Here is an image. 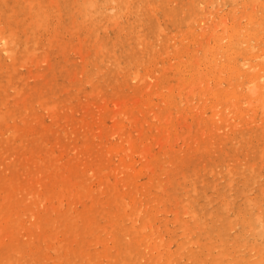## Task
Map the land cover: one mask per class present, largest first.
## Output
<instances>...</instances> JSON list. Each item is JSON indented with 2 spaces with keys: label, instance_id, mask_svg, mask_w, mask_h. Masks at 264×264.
Instances as JSON below:
<instances>
[{
  "label": "bare ground",
  "instance_id": "bare-ground-1",
  "mask_svg": "<svg viewBox=\"0 0 264 264\" xmlns=\"http://www.w3.org/2000/svg\"><path fill=\"white\" fill-rule=\"evenodd\" d=\"M109 1H111V3H113L114 1L113 4H110L107 6L109 8V12H111L113 9L114 11H116L115 9L119 8L120 10L116 12H120L122 13V15H123V12H122L123 9L121 11V8H120L121 5L122 4L125 5L129 3L128 0H109ZM109 1L107 0L106 2L108 3ZM138 1H140V7L142 5V7L140 8L141 11H142V8L145 10L144 7H146L148 10V11L146 10L148 12L146 16L149 19L150 26L156 27L157 22H158L157 13L155 12L157 10L156 7L159 5L165 6L167 0H138ZM191 1L194 2V0H191ZM216 1L217 0H205V3H204L205 5L203 4L204 6H201L202 8H199L197 5L198 8L195 10L192 9L193 6H191L190 4H187V6L184 7L186 9L183 10L177 16H176V13L174 14V12H172L171 10L165 9V14L169 16V18H171L174 24L179 25V22L182 23V20H185V19L188 20V24L187 23L186 24L188 25L189 31L192 32V38L197 45H200L201 49L198 50L197 49L198 46L196 49L195 48L190 49L189 46H184L181 43V46H184V48L181 49L182 50L181 51L180 47H176L177 45L176 44L174 58L172 56L171 57L173 59L176 58L177 61L175 60L176 62H174L172 60L174 63L170 62L167 65L166 64H163L161 66L159 65L160 66L159 68L157 66L158 65L157 63H159V61L156 59L157 57L154 58L156 53L155 55H153L154 52L150 51L152 47L155 46V44L152 45L153 44L152 41H149V40L147 41L146 38H144L146 42L144 43L145 44L144 51L148 53L147 59L146 57H143L144 52L142 53L140 50L142 55L134 56L133 61L136 62L137 65L144 66L145 62L149 60V62H151V65L147 67H150V68L146 69L143 74H140L139 72H137V70L135 72L130 71L132 69H130L128 72L126 71V73L117 72L116 74L122 75L120 78L117 76L116 78L108 79L106 81L108 82L106 83L107 86L111 87L110 89H112L111 91H113V93L119 94L118 91H120V93L122 94L123 91L126 89L130 90V92L132 91V93L130 95L124 96L121 100H119L118 98H117L118 100H114L115 97H113V99L107 98L108 96L105 95L104 92H102L103 90L96 89L97 90L95 94L96 97H98L97 93H101L98 103L90 102L89 104V101L84 99L86 100L87 104L81 103L82 105L79 108V109H82L81 111L83 112V116L80 119L81 121L78 125L79 127H81V131H82V128L84 129V133L82 132V134H79L80 132L77 131L78 127L76 126H75L77 128L76 132L72 130L69 131V129L67 130L66 128L62 127L64 128V131H62L64 133V136L68 138V141L71 139V141L74 142L72 145H70L72 147H68V150L71 151L70 153L72 154L71 156H69V152L65 150L66 144L63 143V138L61 134L59 133L61 131L59 132H56V130L51 131L47 129L46 127H44L45 122H42L43 120L41 121L40 119H38L39 116L34 115V112H33L34 110L31 111L29 109L28 112L26 111L29 106L28 107L26 105L22 106V108L25 109L24 113H21L19 115L17 114V111H15L16 114L13 113L14 118H20V121L22 123L21 126L19 125L16 126L15 124L14 125V127L16 128L15 130L12 129L11 126H8L7 121L9 120L8 119L9 114L8 113H7L8 115L6 114V112L8 111V108L7 110H3V108H6L5 102H6L7 93L3 92L5 94H0V140H1L0 144L5 142L4 145H6L7 143V144H10L11 146L12 143H8V140L11 141L12 137H16V135H18V138L20 139L19 141L20 144L17 143L16 141V143L18 144L17 148L12 149L14 151H12V153L9 155L10 161L8 163L7 161L5 162L7 171L4 167L5 164L3 163V161L0 162V264H70V261L72 262V259L70 260L68 255L73 256L72 258L78 257V260L81 259L83 262H80V264L81 263L82 264H115L118 259H120L119 260L120 262L121 259L124 260L127 256L130 257L133 255H136V253L131 252L129 248L125 245L132 244L134 241L137 242V241L143 240L144 237L140 233H143L147 227H149L151 231L153 230L150 228V225H151L150 220H152L151 217L153 216L155 217L156 213L158 214L163 211H165V214H166V209L164 208L155 210V211L154 210L146 211L145 210L146 206L144 207L145 201L143 200L144 199L150 200L151 197H154L153 200H150L151 203L153 204L160 203L158 205L161 206L164 201L168 200L171 202L175 201V204L178 205V202H177L178 197H176L177 194L172 193L170 190L174 188L175 184H177V186L178 185L180 186L182 183L183 184L187 183L186 182L187 180L190 181L189 183L191 185L190 184L189 185L192 186V188H189V189L190 190L193 189L192 190L193 193H195L196 191V193L199 194V192H197V188L198 186L203 185V180H204L202 179L203 174L204 175L206 173L211 174V175L215 174L214 172L215 167L218 166V164L220 163V162L218 163L217 160L221 162L225 161V157L228 156V153H227L228 148L230 149L233 148L232 151L234 152V154H232V157L234 158V160L233 159L232 160L234 161V163H236L233 169L231 170L229 169V171L227 170L230 178L234 176V174H238L239 172L237 170V166H239L237 164L238 162H235V160L237 161L239 159V158L237 159V157H240L239 153L243 155L244 157L245 156L247 157V162L244 161L245 165L243 164L245 166L244 170L243 168H241L242 164H240L242 161L239 163L241 165L240 166L241 174L239 175V176H242L241 179H235V178L229 179L228 178L229 180L228 185L230 184L231 187L233 186L234 190H235L236 185L241 183V185L245 188V191H246V192L244 191L246 194L244 192L242 193L245 194V198H246L245 203L247 206L249 205V209L247 207L246 209H244V212L241 211L240 212L241 214L238 213L242 217L243 225L246 227L245 233H247L249 230L256 229L255 228V221H256V223L259 224L260 229H261V231L259 230L260 232L258 231L259 233L256 230L258 237H262L261 235L262 233L264 235V198H263L264 195L262 194L264 191L263 185L261 184L260 186H258L259 193L263 195L262 198L258 197L257 199H255L256 197L255 195L250 196L251 194H249L250 191H253V193L255 192V188L253 186L255 184V173H256L255 163H257L255 162V153L258 152L260 154V158L263 156V158H261V161L264 160V138H263L264 137V47L261 48V46L257 47L256 45L250 46L246 44H245L246 46L244 44L242 45L244 48H240L241 46H239L240 43L246 42V39L248 38H252L251 39L252 41L255 39V41L259 43L263 41L264 39L263 38L264 37V17L263 16L260 17V14H259L260 18H257L258 15H256L257 16L256 17L257 19H256L254 14L252 13L248 14L247 25L249 27H246V34L244 33L246 38L243 35L244 39H240L239 35H240V32L242 31L238 30V27H235L233 25L227 27V25L229 24L228 22H227V25L225 26L226 18L223 21H219L218 23L217 22L214 23L213 21L212 26L210 25V23H209L210 26L208 25L209 17L206 16V14L209 15V14H214V12H216L217 8L219 7H217L213 13L211 10L213 8L210 9V7H212V5L215 4ZM233 1L235 2L236 0H233ZM249 1H248V4H249ZM256 1L257 0H255V2ZM63 2L66 4H69L68 2H66V0H63ZM71 2L73 3V6L71 7L70 14H68L69 17H73L75 13L76 14L80 13L84 15V17L85 15H87L88 17L95 15V14H92V15L90 14L92 11V9L90 8L91 7L93 8L94 5L95 7H97L96 4L93 3L94 0H71ZM106 2L104 1L105 4ZM95 3H96V0H95ZM169 4L171 5V3ZM173 4H176V2ZM254 4L255 3H253L252 5L255 6ZM239 5L241 4L239 3ZM52 6H54L53 8L55 11L58 10L57 11L58 13L54 12L56 16H54L53 13L49 11ZM58 6H59V3L57 2V0L55 1V4H53V0H48V4L46 3L43 4V0H0V15L4 17V21H5L4 22L5 24L3 25L0 24V92L5 91L7 88L3 86V82L1 80V78H3V75L5 76L6 74V76L8 77L7 80H4V82L6 81L7 83L8 81V83L13 85L14 83L13 80L16 74L15 71L17 70V69L14 70L15 69L14 66L16 62L18 61V57L20 55L26 57L22 61L25 60L24 62L28 63V65L30 64L32 66V67L30 66L31 68H33L36 64H38L37 62H35L36 64L34 63V66L32 65L33 59L35 57L34 55L37 53H35L34 55L32 54L34 52H37L36 47L38 43L40 44L41 42H43L41 41L43 39L40 38L41 42H39L38 35L40 34V36L42 37V32H41L42 30L40 31L41 33L39 32L37 36H36V31L38 29L39 30L44 29V32H45V29L47 30V27H49V17L51 15H53L54 17H58V16L63 17L62 16L63 12H61L63 8L62 6H59L62 8L60 10L59 8H57ZM244 6L246 10L247 4ZM259 6L260 8H263L264 4L260 3ZM101 7L104 8V6H101ZM138 9H139V6H138ZM96 10L98 11V8H96ZM114 11H112V13H114ZM107 12L108 11H106L105 14H107ZM233 12H236V11H233ZM261 13L262 15H264V12H261ZM138 14H141V13L139 12ZM96 16L98 15H95V17ZM95 17L93 16V18ZM111 17L112 16H110V18ZM141 17H142V14H141ZM101 18H103L102 15H101ZM114 18H112V20H114ZM117 18H119V20L121 19L119 17V13H118ZM126 18L127 17H125V19ZM62 19H65V17ZM74 19L75 17L73 18V20ZM213 19L214 20L216 19V15H215V18L210 19V22H212L211 20ZM115 20L114 22L118 23V21H115ZM55 21H57V24L60 22L58 21V18ZM90 21H91V18L89 19L88 22L90 23ZM79 22L81 23V26L84 25L89 31L90 30L92 31L94 29V28L93 29L89 28L90 27V26L88 27L89 24L88 25L84 24L83 21L82 22L79 21ZM102 22H101V25H102ZM160 22H158V24ZM239 23L241 24L242 22H239ZM196 25L199 27V29H201L199 32L195 31L197 29ZM54 26L55 25H53L52 30L55 31L56 27L54 28ZM58 26L62 27V24L61 25L58 24ZM72 26L74 29V23ZM99 26H100V23H99ZM207 27H210V28L212 27L209 35L204 34V30L205 28L207 29ZM218 27H220L219 29L221 30L225 28V30L222 33L223 35H218L219 34L217 33ZM159 28L158 30L160 32L165 30L164 27H163L164 28L163 30ZM73 29L70 32H72ZM76 29H78V26L76 27ZM76 29H74L75 32L78 31ZM95 29H97V26ZM105 29H106L105 27L104 29L102 28L103 31ZM138 29L140 30V28ZM64 30L65 29H63V31ZM83 30L85 31V29ZM121 30L123 29L121 28ZM141 30L143 31L142 27H141ZM158 30L154 29L153 31L154 33H158ZM244 30L245 29L243 28V31ZM106 31L107 30H105V32ZM136 31L137 30L135 29V32ZM225 31L227 32L226 35H224ZM50 32L52 33V31ZM163 32L165 33V31ZM46 33L47 31L44 34ZM49 33H47L46 35H48ZM119 33L123 34L124 32L123 33L118 32V35ZM242 33H241V36H242ZM54 34L57 37V33L54 32L52 34V38L54 37ZM71 35L73 36L75 34H71ZM84 35H85V32H84ZM107 35L108 34H106L105 36ZM87 36L85 38H82V40L85 41V39H87ZM139 36H140V33H139ZM77 37L78 35H76V40H77ZM136 37L138 36L136 35ZM49 38H47V40H49ZM52 38H51V41H53L55 37L53 38V40ZM68 38H69V35H68ZM141 38H138L139 41L141 40ZM175 38H173V41ZM212 38L215 39L216 42L214 43L213 46H210L209 44ZM95 39H93V41L96 43ZM158 39H160V36L158 37ZM182 39H178V40H182ZM80 40H79V43H80ZM49 41L46 42V39H45L44 42L48 43ZM56 41L58 42V40ZM84 41L82 42L84 43ZM255 41H254V44H255ZM75 42L73 41L71 45ZM183 42L186 43V41H183ZM46 43H44L43 45H45ZM50 43L49 45H51ZM79 43L78 45L82 46L83 43H80V44ZM140 43L144 45L142 42ZM56 44L62 47V49L60 48L61 51L66 53V49L64 45L67 46V42L63 46H61L60 42ZM250 44L252 43L250 42ZM43 45H41L42 48H43ZM100 45L101 44H99V46ZM80 46H77V47L79 48ZM112 46H114V44ZM90 47L93 48V44H91ZM167 47H169V45ZM202 48H203L202 56H199L198 51L200 52ZM34 49L36 51L33 52ZM98 49H100V47L95 49L96 52L94 55L96 57L94 56L92 58H87V59L82 58L85 55L86 56L90 55V52L87 49H86L87 54H85L84 56L80 55L81 54L79 52L80 48L75 49V51L79 52L80 54L76 52H75L76 54L74 52L73 53L79 56L80 59L82 58L81 61L84 60L82 66L80 65L82 68L81 71L82 70L89 71L88 69L90 68L95 69V67L100 66L99 64L101 63V60H99V58H101V56L98 54ZM43 50L44 49H42V51L40 50L39 52L41 53L43 52ZM103 50L106 51V47ZM103 50L101 51L103 52ZM45 52H44V56L46 55ZM47 52H48V49H47ZM81 52H82V48H81ZM136 52L138 53V51H135V53ZM166 52L168 55V50ZM181 52L185 53L186 58H183L184 54H180ZM8 53H11V54H8ZM135 53L133 52L134 55ZM3 54L4 56L6 55L8 58H10L9 64H11V67L8 63L5 62V60H3V58L5 59V57H3ZM50 54L47 56L51 57ZM66 54L63 53V55H66ZM10 55L11 56L14 55V57L11 58ZM30 55L34 57L33 58L30 57ZM37 55H40V54H37ZM55 56L53 57L55 58ZM36 57H39V56H36ZM103 57H105V55H103ZM46 58L43 57V59L41 60L38 59L39 61H41L39 63L41 64L42 62L47 63V66L45 68L41 67V69L38 70L36 74H34V76L31 75L32 74L31 68H29L30 70H27L30 73V75H28L29 76L28 78L30 79L32 78L33 80L35 79L37 80L36 82L41 84L38 86V88H35V90L33 89L35 93L37 94V97H38L37 100H38V103H40V106L44 104L48 105L47 104L48 102L46 103L44 99L43 93L44 94L45 93L55 94V92L59 88L58 85L52 81L54 77L56 76L55 75L56 73L54 70L55 66L51 62V59L50 61H48V58L47 59ZM58 59L59 58H57V60ZM110 59H108V63L113 62ZM64 60L66 62L65 64L67 65L70 64L67 56L65 59H63V61ZM22 61H19L20 65L17 62L19 66H22L21 63L23 64V66L27 65V64H24ZM73 62H76V61H73ZM128 62L130 63L129 60ZM114 65L115 64H112L113 67ZM86 66H89V68H87ZM117 66L120 69H122L121 67H123L120 65H116V67ZM152 66L153 67L155 66V68L153 69ZM65 67L66 68H64V71L69 73L71 69L68 68L67 66ZM128 68H130V66ZM116 70L119 71L118 69ZM27 71L25 70V72ZM108 71H110V69ZM102 72H103V69H102ZM75 73L76 71H74L73 75H75ZM131 73H132V76H130ZM97 74H98V71H97ZM90 75H91V71H90ZM111 75H114V74L111 73ZM77 76L79 77V75ZM92 76L93 74L91 75V77ZM21 77H24V75H22ZM74 78L72 77L71 79V81L74 82L73 88H75V80H78L77 78H75L74 80ZM102 79L104 81V78ZM80 80L82 79L80 78ZM80 80L78 82V85L80 84V82H82ZM116 80H118V83L115 84L114 81ZM88 81L86 84L90 82ZM99 82L101 81L99 80ZM224 83L225 85L223 87ZM7 84L6 86H8ZM25 86H27V84ZM16 87H13V88L17 89ZM14 89H13V92L16 91V90L14 91ZM21 89L22 88H20V91L18 92H21ZM75 89H78L79 92L81 91L80 87L75 88ZM37 90L38 91L40 90V91L37 93ZM70 90H66V91L69 92ZM78 90H76V92ZM15 93L17 94L15 95L19 97L18 95L19 93L17 92ZM32 94L33 93L31 94L29 93V95H26V96L22 95L23 98L21 97L20 100L24 101L28 97H31ZM36 94H35V98H36ZM93 94L91 92V94L89 95L92 96ZM67 97L69 96L67 95ZM73 97L71 99H73ZM15 98L13 97L12 100ZM57 98H56V101H57ZM77 98L78 97H76V99ZM156 98H158L159 100V102L157 103L154 102V99ZM18 99L17 101L19 103L20 100ZM53 99H54V96H53ZM27 102H29V100ZM82 102H83V99H82ZM68 103H70V101ZM6 104H9V103H6ZM16 105H19V104L16 103ZM91 105L95 106L96 108V111L94 110L95 112L91 110V107H92ZM72 106L73 105H71V107ZM48 107H50V109L52 108L51 106H48ZM48 107L46 106L47 110H48ZM54 107L53 108L55 109V111L56 110L58 111V109H56L57 105L56 106L54 105ZM71 107H68V109ZM75 108H77V106L74 107L72 110H74ZM37 109H39V107ZM59 109H61V107ZM10 110H13V109H10ZM49 110L47 111V115H45L49 117V121L50 119L57 118V115L55 114L56 112H54L52 109L50 111ZM72 110L69 109V111H72ZM189 110L191 111V114L190 115L188 114V116H192L193 123H191L192 119L190 123L187 122V119L189 118L187 116V111L190 113ZM258 111L262 113L263 115L262 116L263 124H261L262 122L259 123L257 125L259 126V129L258 128L256 129L254 128L255 126H253L252 128V126L249 125L250 123L248 121L250 119L254 120L255 113ZM64 112L67 113L66 109ZM173 112H176L177 116H172ZM209 112L210 114L207 115V113ZM256 115L258 114L256 113ZM34 118L37 120V123L34 122L37 125H33L34 123L31 125L32 122L30 119H34ZM68 118L69 117L67 116L64 117L65 123H67ZM88 118L90 119L87 120ZM64 119H63V122H64ZM52 122L55 123L56 125L55 127L59 126V123L57 125V119L53 120ZM109 122L110 124H108ZM13 123L15 122L13 121ZM253 123L251 125H253ZM42 124H44V126ZM70 124H72V122ZM38 125H40V127ZM240 125H241V128H240ZM52 126L50 128H52ZM247 126H250V127H247ZM37 127H39V129ZM55 127L53 128L55 129ZM193 127H195V129H193ZM70 128L73 130L76 129L72 127ZM4 129L6 132L4 131ZM60 129H57V131ZM178 129L183 130V133L179 134ZM184 129H186V131H184ZM205 129L209 130L207 136H204L206 134ZM255 129L259 131L257 132ZM2 130L5 133H7L8 136L5 135V137L1 138V135H4V133L1 134ZM220 130H222L223 133L219 134L218 132H220ZM72 132L74 133V135ZM70 135H72L73 138L75 137L74 140H72L73 138ZM3 139H5L4 142H2ZM253 140L257 142L256 143L257 146L252 143ZM180 141L182 142L181 143L182 145L187 144V148L185 147L186 148L185 151H182L181 144L179 146ZM232 141L234 143H232ZM4 145L2 146L0 145L1 147L0 152L1 150H4V148L6 147ZM235 146H238V147L236 148ZM255 146H256V149H255ZM15 147L16 145L14 147L12 146V148H15ZM10 150L11 149L9 148V151ZM20 153L21 154L26 153V154L24 155L22 154L20 156ZM2 154H6V153H2ZM229 154L231 153L229 152ZM4 159L5 158H3V160ZM241 160H244V159H241ZM194 161H198L200 163L201 161H206V163L201 164L200 167H197V165H194L193 167H191ZM138 164L140 165V169L142 170L143 175L147 177V180L143 183H137L136 181V179H139L140 177L138 172H141V170L136 171V166ZM261 167H264V166L261 165ZM230 168H232V166ZM200 171H203L202 175L200 174ZM245 171H247V173ZM225 173L227 174V172ZM163 175H165V179H161V176ZM256 175H257V178L259 179L258 177L259 174H256ZM225 176L226 175H224L223 173L222 176L220 177L218 176V177L224 178L223 180H225ZM216 182L214 183L217 184ZM260 183H263V182H261L260 180ZM213 187L216 188L217 186H213ZM229 187H226V190ZM186 190L187 189H185V192ZM137 194L141 195V198L140 200L136 202L135 198L138 197ZM186 194L188 193L186 192ZM178 195H179V191H178ZM232 196L233 194L230 197ZM210 197L211 196H209V198ZM128 198H129V201L126 200ZM192 200L194 201V199ZM223 200L224 202L221 203V205H223L225 210H227V208L229 207V203H226L227 201H225V198ZM95 202H98L100 204V208L94 207ZM235 203H237V201ZM211 205L213 204H210V206ZM225 205H227L226 206L227 208L225 207ZM170 206H171V203H170ZM156 208H157V205H156ZM195 210L193 211L195 212ZM171 211L172 210H170V212ZM186 211H187V207L185 209V212H183L182 215L180 216L178 210H173V212H171L173 213L172 222L179 225V227L182 230L181 235L182 237L184 236L186 238V242H190V244L198 245V240H197L198 238L196 240H193L192 236L195 233V231L197 232L198 230L199 233H201L199 234L200 236H202V233L205 232L207 234L205 238L206 239L209 238L210 235L207 232L208 231L207 230L208 221L206 223V221L201 216H199V214H197L196 212L195 213L193 212L192 214L189 215V211L187 212ZM225 212L228 213V211H225ZM210 214L208 217H210ZM186 215L189 216V219H184ZM232 218H235V215H233ZM238 219H241V218L238 217ZM100 220L104 221L105 223L101 224ZM140 220H142L141 223H140ZM190 220H193V222H190ZM231 221L233 220H230V222L222 220L224 225H223V229L222 227L220 228L221 232L218 235L219 237L217 240L212 241L211 239H213L214 237L213 238L210 237L211 239H209L206 243L201 244L202 245L201 251L203 252L202 253L203 258L197 261L198 264H201V263L226 264L229 261H232L235 264H264V260H263L264 253L261 251V248L255 246V243H252L251 245L248 244L247 242L238 244L237 241H235L236 239H234L233 242H230L229 233L232 230H234V226H235V223H232ZM126 222L130 226H127ZM100 229L101 231L102 230L105 231L106 234L109 236V238H107V236H105L104 238L101 237L100 235L102 234L97 235V232ZM126 236L129 239L127 241L123 239ZM255 237L256 236L254 235V237H250V238H255ZM87 238L89 240H87ZM190 239L193 241H191ZM161 240H158L159 243H161ZM109 241H111L112 243V247H113L112 251L114 253L107 251L109 247L108 246ZM149 241L151 242V238ZM156 241H155V244H156ZM170 243H168L165 246L166 252H163V253L159 252L157 255L151 256L150 260H153L155 258L156 260L160 261V259L165 257L164 258L165 262L162 264H170L176 259L179 261L181 259H184V256L190 260L191 256L189 253L184 254L183 252H180L179 255L176 257L171 252H169L168 249L170 247L169 245ZM137 244L138 243H136V245ZM90 245H94L95 248L99 246L100 249L93 253L88 252L87 247ZM184 248L185 249L187 248L186 245ZM123 249H128L127 253H125V257H122L121 255L123 253ZM154 249H155V246L153 245L151 247V250L153 251ZM198 249H200V247H198ZM49 252L50 253L52 252L53 254L52 253L51 254L54 256L52 257V255L49 254ZM97 257H100V258L102 257V258L99 259ZM49 259L52 260L51 263L48 262ZM104 260L106 261L105 263H103Z\"/></svg>",
  "mask_w": 264,
  "mask_h": 264
},
{
  "label": "rangeland",
  "instance_id": "rangeland-1",
  "mask_svg": "<svg viewBox=\"0 0 264 264\" xmlns=\"http://www.w3.org/2000/svg\"><path fill=\"white\" fill-rule=\"evenodd\" d=\"M56 1V0H55ZM55 1L53 0V4H55ZM61 1V2H60ZM104 1L106 2L107 0H96V3H95V0H94V4H96V6L97 7H95V5H94V7H95V9H94V7L92 8H90V9H92V11H91V15L92 14H95V15H98V16H96L95 17V15H92V16H87V15H85V17H84V15H82V14H80V13H75L74 14V16L73 17H69V15L68 14H70V12H71V7L73 6V1L71 2V0H66V2H68L69 4H66V3H64L63 2V0H57V2L59 3V6H62V8L61 7H57V8H59L60 10H61V12H63L62 13V16L63 17H54V16H56V12L58 11V10H54V6H52L51 8H50V12H52L53 13V15H51L50 17H49V27H47V30L45 29V32L47 31V33H49L50 31H52V33L50 32L48 35H46V34H44L45 32H44V29H38L37 31H38V33H37V31H36V36L39 34V32L41 31L42 32V37L40 36V34L38 35V37H39V42H41V41H43V42H41L40 44L38 43V45H40V46H38L37 45V47H36V50H37V52H34V51H36L35 49L33 50V54L32 55H34L35 53H37V54H40V55H37V54H35L34 56H31L30 55V57H34V59H33V66H34V63L35 62H37L38 64H36L33 68H31L32 66L29 64L28 65V63H25L24 61H22L23 59H25L26 57H24V56H19L18 57V63H19V65H20V62L19 61H22L24 64H27V65H24L23 66V64L21 63V65L22 66H19L18 65V63L16 62V64H15V69L14 70H16L15 72H16V74H15V77H14V83H13V85L12 84H10V83H8V81H7V83H6V81L4 82V80H7V76H6V74H5V76L3 75V78H1V80H2V82H3V86L6 88V90L5 91H2V92H0V94H5V93H3V92H6L7 94H6V102H5V107L6 108H3V110H7V108H8V111L6 112V114L8 113L9 114V117H8V126H11V128L12 129H16L15 127H14V125L16 124V126H21L22 125V123H21V121H20V118H14V114H16V112L15 111H17V114L19 115V114H21V113H24V111H25V109H23L22 108V106H24V105H26L28 108H27V112H28V110L30 109L31 111H33L34 112V115H37V116H39L38 117V119H40L42 122H45V126H44V124H42L44 127H46L47 129H49V130H51V131H55L56 130V132H59V131H64V128H66L67 130L69 129V131L70 130H72V131H75L76 132V130H77V128L76 127H78V130L77 131H79L80 133L79 134H82V132L84 133V129L82 128V131H81V127H79V123H80V119L82 118V116H83V112L81 111L82 109H79L80 107H81V103H83V104H87V102H86V100L87 101H89V104H90V102H96V103H98V101H99V99H100V94L101 93H97V95H98V97H96V92H97V90L96 89H101V90H103L102 92H104L105 93V95H107L108 97L107 98H112L113 99V97H115L114 98V100H121L124 96H126V95H130L131 93H132V91L130 92V90H124L123 91V93L121 94L120 93V91H118L119 92V94H117V93H113V91H111L112 89H110L111 87L110 86H107V84L106 83H108V82H106L108 79H112V78H116L117 76L120 78L122 75H118V74H116L117 72H120V73H126V71L128 72L130 69H132V70H130V71H133V72H135L136 70H137V72H139L140 74H143L144 72H145V70L146 69H148V68H150V67H147V66H149V65H151V62H149V60L148 61H146L145 62V64H144V66L143 65H137V63L136 62H134L133 61V57L134 56H141L142 55V53L144 52V56L143 57H146V59H147V52L146 51H144L145 50V44L144 43H146L145 42V39L144 38H146V40L148 41H152V45H154L155 44V46H153L152 47V49L150 50V51H152V52H154L153 53V55H155V53H156V55H155V57L154 58H156L158 61H159V63H157L158 65V67L160 68V66L161 65H163V64H169L170 62H172V63H174V62H176L177 61V59L175 58V59H173L174 58V54H175V50H176V48H175V45H176V47H180V50L181 49H183L184 48V46H189V48L190 49H196L197 48V46H198V50L199 49H201L200 48V45H197L196 43H195V41L193 40V38H192V32H190L189 31V29H188V20L187 19H185V20H182V23H180L179 22V25H177V24H174V22L171 20V18H169V16H167L166 14H165V9H169V10H171L172 12H174V14L176 13V16L178 15V14H180L183 10H185L186 8H184L185 6H187V4H190L191 6H193V8L192 9H197L198 7L199 8H202L201 6H204L205 4V0H194V2L193 1H191V0H167L166 1V4H165V6L164 5H159V6H157L156 8H157V10L155 11L156 13H157V17H158V22H160V21H162V22H160L159 24H158V22H157V26L155 27V26H150V24H149V19L147 18V8L146 7H144L145 8V10L142 8V11H141V7H142V5H141V7H140V1H138V0H128L129 1V3L128 4H125V5H121V11H122V9H123V15H122V13H120V12H116V11H119L120 9L119 8H117V9H115L116 11H114V9L112 10V11H114V13H112V11L111 12H109V8L107 7L108 5H110V4H113L114 3V1H113V3H111V1H109L108 3L106 2V4L104 3ZM134 1V2H133ZM198 1V2H197ZM248 1L249 0H239V2H238V0H236L235 2L233 1V0H217L216 2H215V4H213L212 5V7H210V9L211 8H213V9H211L212 10V13L215 11V9L217 8V7H219V8H217V10H216V12H214V14H209V15H207L206 14V16H208L209 17V22H208V25H209V23H210V25L212 26V23H213V21H214V23L215 22H219V21H223L225 18V22H226V24H225V26L227 25V22L229 23L228 25H227V27L228 26H231V25H233V26H235V27H238V30H240V31H242V32H240V35H239V38L240 39H244V36H245V34H246V27H249L248 25H247V22H248V14H250V13H252V14H254L255 15V18L257 17L256 15H258V17L257 18H260L261 16H263L264 17V15H262V13L261 12H264V7L263 8H260V3H262V4H264V0H257L256 2H255V0H250L249 1V4H248ZM71 2V3H70ZM131 2H133V3H131ZM137 2H138V4H137ZM176 2V4H178V5H176V4H173V3H175ZM183 2V3H182ZM187 2H189V3H187ZM191 2H193V3H191ZM197 2V3H196ZM200 2V3H199ZM238 2V3H237ZM258 2V3H257ZM48 4V0H43V4ZM50 3V2H49ZM102 3V4H101ZM169 3H171V5L169 4ZM182 3V4H181ZM239 3L241 4V5H239ZM247 4V6H246V10H245V6L244 5H246ZM253 3H255L254 5L255 6H253L252 4ZM61 4V5H60ZM66 4V5H65ZM72 4V5H71ZM99 4H100V6H99ZM105 4V5H104ZM137 4V5H136ZM169 4V5H168ZM200 4V5H199ZM204 4V5H203ZM51 5H52V3H51ZM50 5V6H51ZM66 7H65V6ZM132 5V6H131ZM180 5V6H179ZM197 5H198V7H197ZM249 5V6H248ZM69 6H70V8H69ZM101 6H104V8H102ZM127 6V7H126ZM129 6H131V7H129ZM138 6H139V9H138ZM56 7V6H55ZM135 7H137V8H135ZM243 7V8H242ZM249 7V8H248ZM259 7V8H258ZM53 8V9H52ZM56 8V9H57ZM96 8H98V11L96 10ZM102 8V9H101ZM107 10H106V9ZM183 8V9H182ZM254 8V9H253ZM101 9V10H100ZM126 9V10H125ZM130 9V10H129ZM229 9V10H228ZM242 9H243V11H242ZM260 9V10H259ZM133 10V11H132ZM140 10V11H139ZM147 10V11H146ZM236 11V12H233V11ZM102 11V12H101ZM106 11H108L107 12V14H105L106 13ZM129 11V12H128ZM142 14V17H141V14H138L139 12ZM180 11V12H179ZM238 11H239V13H238ZM242 11V12H241ZM55 12V13H54ZM96 12H97V14H96ZM126 12V13H125ZM133 14H132V13ZM146 12V13H145ZM227 14H226V13ZM259 12V13H258ZM51 13V14H52ZM58 13V12H57ZM101 13V14H100ZM111 13H112V15H111ZM118 13H119V17L121 18L120 20H119V18H117V16H118ZM130 13V14H129ZM156 13H154V14H156ZM205 13H207V12H205ZM232 13V14H231ZM235 13V14H234ZM238 13V14H237ZM80 14V15H79ZM99 14H100V16H99ZM103 14H104V16H103ZM114 14V15H113ZM127 14V15H126ZM138 14V15H137ZM245 14H246V16H245ZM259 14H260V17H259ZM58 15V14H57ZM79 15V16H78ZM83 16V18H82V16ZM101 15H102V17L103 18H101ZM131 15H132V17H131ZM159 15H161V16H159ZM212 15H213V17H212ZM215 15H216V21L213 19V20H211L212 22H210V19L211 18H215ZM219 17H218V16ZM229 15V16H228ZM1 17H0V24H5L4 22V17H2V15H0ZM66 16H68V17H66ZM93 16L95 17V18H93ZM110 16H112L111 18H110ZM114 16H115V18H114ZM134 16V17H133ZM205 16V17H206ZM226 16V17H225ZM239 16V17H238ZM53 17V18H52ZM65 17V19H62V18H64ZM75 17V19L73 20V18ZM87 17V18H86ZM125 17H127L126 19H125ZM146 19H145V18ZM165 17V18H164ZM211 17V18H210ZM236 17V18H238V19H234V18ZM241 17V18H240ZM243 17V18H242ZM245 17V18H244ZM55 18V19H54ZM57 18H58V21H60L58 24L59 25H61L62 24V27L61 26H58V24H57V21H55V20H57ZM61 18V19H60ZM77 18V19H76ZM80 18H81V20H80ZM91 18V21H90V23L88 22L89 21V19ZM104 18H105V20H104ZM111 20H110V19ZM112 18H114V20L115 21H118V23H115L114 22V20H112ZM138 18H140V19H138ZM160 18V19H159ZM167 18V19H166ZM256 18V19H257ZM88 21H87V20ZM96 19V20H95ZM102 19V20H101ZM145 19V20H144ZM218 19H220V20H218ZM222 19V20H221ZM234 19V20H233ZM244 19H245V21H244ZM93 20V21H92ZM133 20V21H132ZM141 20V21H140ZM164 20V21H163ZM167 20V21H166ZM228 20V21H227ZM54 21V22H53ZM63 21V22H62ZM67 23H65V22ZM79 21H83L84 22V24H89L88 25V27L89 28H94L92 31L90 30H87V28L84 26V25H82L81 26V23L79 22ZM102 21H104V22H102ZM131 21H132V23H131ZM74 23V29H76V27L78 26V29H76V30H78V31H76L75 32V30L73 29V23ZM100 23V26H99V23ZM101 22H102V25H101ZM168 22V23H167ZM224 22V23H225ZM239 22H242L241 24L239 23ZM78 23V24H77ZM95 25H94V24ZM108 23V24H107ZM143 23V24H142ZM187 23V24H186ZM56 24H57V26H56ZM65 24V25H64ZM72 24V25H71ZM76 24V25H75ZM113 24H115V25H113ZM142 24V25H141ZM165 24H166V26H165ZM243 24V25H242ZM53 25H55L54 26V28H55V31L54 30H52V27H53ZM94 25V26H93ZM104 25H106V26H104ZM118 25V26H117ZM132 25V26H131ZM153 25H155V24H153ZM169 25V26H168ZM181 25H182V27H181ZM185 25H187V26H185ZM209 25V26H210ZM224 25V24H223ZM238 25V26H237ZM245 25V26H244ZM96 26H97V29H95L96 28ZM142 27V29H143V31L141 30V27ZM159 26H160V28H161V30H163L164 28H165V30H163V31H165V33L163 32V31H159L158 30V28H159ZM242 26H244V27H242ZM65 27H67V28H65ZM104 27L106 28L105 30H107L106 32H105V30L103 31L102 30V28L104 29ZM110 27H112V28H110ZM116 27V28H115ZM154 27V28H153ZM164 27V28H163ZM169 27V28H168ZM251 27V26H250ZM81 28H82V30H81ZM121 28L123 29V30H121ZM138 28H140V30L138 29ZM159 28V29H160ZM172 30H171V29ZM196 32H199L201 29H199V27L196 25ZM220 27H218V29H217V33H219L218 35H223L222 33H223V31L225 30V28L224 29H219ZM243 28L245 29L244 31H243ZM48 29H50V30H48ZM63 29H65L64 31H63ZM69 29V30H68ZM73 29V33L72 32H70L71 30ZM83 29H85V31L83 30ZM112 29H114V30H112ZM132 29V30H131ZM135 29L137 30L136 32H135ZM158 30V33H154V31L153 30ZM169 29H170V31H169ZM210 29V30H209ZM211 29H212V27L210 28V27H207V29L205 28V30H204V34H206V35H209L210 34V32H211ZM60 32H59V31ZM83 32H81V31ZM100 30V31H99ZM119 30V31H118ZM131 30V31H130ZM56 31H58V32H56ZM67 33H66V32ZM130 31V32H129ZM185 31V32H184ZM40 32V33H41ZM57 33V37H56V35L54 34V40H53V38H52V34L53 33ZM84 32H85V35H84ZM114 32H115V34H114ZM118 32H124L123 34H121V33H119V35H118ZM133 32H134V34H133ZM173 32H174V34H173ZM184 32V33H183ZM209 32V33H208ZM221 32V33H220ZM99 33V34H98ZM132 35H131V34ZM139 33H140V36H139ZM143 34V36H142V34ZM163 33V34H162ZM181 33V34H180ZM241 33H242V36H241ZM245 33V34H244ZM65 34V35H64ZM71 34H75V35H71ZM98 34V35H97ZM104 34V35H103ZM106 34H108L107 36H105ZM121 34V35H120ZM159 34V35H158ZM178 34H180V35H178ZM188 34V35H187ZM227 34V32L225 31L224 32V35H226ZM67 35V36H66ZM68 35H69V38H68ZM76 35H78V37H77V40L79 39H81L82 40V38H85L87 35V39H85V41L84 40H82V41H84V43L80 40V43H83L82 44V46H80V45H78V43H79V40L77 41L76 40ZM128 35V36H127ZM136 35L138 36V37H136ZM150 35V36H149ZM161 35H162V37H161ZM175 35V36H174ZM205 35V36H206ZM244 35V36H243ZM94 36V37H93ZM97 36V37H96ZM105 36V37H104ZM113 36V37H112ZM120 36V37H119ZM126 36V37H125ZM149 36V37H148ZM160 36V39H158V37ZM168 36V37H167ZM178 36V37H177ZM184 36V37H183ZM49 38V40L51 41V38H52V40L53 41H51V43H50V41L49 40H47V38ZM75 37V38H74ZM110 37H112V38H110ZM141 37H143V38H141ZM176 37V38H175ZM243 37V38H242ZM43 39V40H41V39ZM57 38V39H56ZM60 40H59V39ZM90 38V39H89ZM95 38H97V39H95ZM138 38H141V40L139 41V39ZM173 38H175L174 39V41H173ZM184 40H183V39ZM191 38V39H190ZM245 38H246V36H245ZM264 38V37H263ZM45 39H46V42L47 41H49L48 43H46V42H44L45 41ZM58 40V42H60L61 43V46H63L66 42H67V46L66 45H64L65 46V49H66V53L65 52H63V51H61V49H62V47H60V46H58L56 43H58L56 40ZM70 39H72V40H70ZM93 39H95V41H96V43L93 41ZM106 39H107V41H106ZM109 39V40H108ZM118 39V40H117ZM158 39V40H157ZM178 39H182L183 41H186V43H184L182 40H178ZM200 39H201V37H200ZM250 39V40H249ZM252 38H248V39H246V42H243V43H240L239 44V46H241L240 48H244L242 45L244 44H246V45H256L257 47H260L261 46V48H263L264 47V39H263V41L262 42H257V41H255V39L252 41L251 40ZM41 40V41H40ZM61 40H62V42H61ZM75 40H76V42H75ZM88 40H89V42H88ZM121 40V41H120ZM160 40V41H159ZM168 40H169V42H168ZM191 40V41H190ZM71 41V42H70ZM75 42V43H73L72 45H71V43L72 42ZM113 41H114V43H113ZM116 41H118V42H116ZM136 41H138V42H136ZM162 41V42H161ZM254 41H255V44H254ZM65 42V43H64ZM101 42V43H100ZM140 42H142L144 45H142ZM159 42V43H158ZM216 42V40L215 39H211L210 40V46H213L214 45V43ZM250 42L252 43V44H250ZM44 43H46L45 45H43ZM49 43L51 44V45H49ZM53 43V44H52ZM54 43H55V45H54ZM79 43V44H80ZM90 43V44H89ZM95 43V44H94ZM163 43V44H162ZM167 43H169V44H167ZM181 43L184 45V46H181ZM193 43V44H192ZM195 43V44H194ZM248 43V44H247ZM47 44H48V46H49V48H50V46H51V48L49 49L48 48V46H47ZM75 44H77V45H75ZM88 44V45H87ZM91 44H93V48H91L90 46H91ZM99 44H101L100 46H99ZM106 44H108V45H106ZM114 44V46H112ZM120 44V45H119ZM191 44V45H190ZM41 45H43V48L41 47ZM104 45H105V47H106V51L105 50H103L105 47H104ZM122 45H123V47H122ZM138 45H139V47H138ZM162 45H163V47H162ZM169 45V47H167ZM180 45V46H179ZM194 45V46H193ZM245 45V46H246ZM45 46H47V47H45ZM55 46V47H54ZM73 48H71V47ZM77 46H80L79 48H80V53L79 52H76L75 51V49L77 48V49H79ZM131 46V47H130ZM142 46V47H141ZM256 46H255V48H256ZM53 47V48H52ZM76 47V48H75ZM98 47H100V49L101 50H103V52L100 50V49H98V54L101 56V58H99V60H101V63L99 64L100 66L99 67H95V69H96V71H95V69H92V68H90V69H88L89 71H81V66H82V64H83V61H81V59L83 58H92V57H94L95 55V52H96V50L95 49H97ZM102 47V48H101ZM137 47V48H136ZM140 47H141V49H140ZM158 47V48H157ZM175 49H174V48ZM45 48H46V50H45ZM61 48V49H60ZM81 48H82V52H81ZM119 48V49H118ZM155 48V49H154ZM42 49H44L43 50V52H39L40 50L42 51ZM47 49H48V52H47ZM57 49V50H56ZM59 49V50H58ZM90 52V55H88V56H86L85 54H87L86 53V51L87 50ZM153 49H154V51H153ZM171 49V50H170ZM174 49V50H173ZM177 49H179V48H177ZM55 50V51H54ZM69 50H71V51H69ZM117 50V51H116ZM140 50H141V52H140ZM161 52H160V51ZM168 50V55H167V51ZM256 50V49H255ZM50 51V52H49ZM78 51V50H77ZM135 51H138V53L136 52L135 53ZM182 51V50H181ZM202 51H203V48H202V50H200V52L198 51V55L199 56H202ZM44 52L46 53V55L44 56ZM61 52H63L64 54H66V55H63V53H61ZM70 54H69V53ZM76 52V53H79L80 55H82V56H84V57H82L81 59H80V57L79 56H77V55H75L74 53ZM115 54H114V53ZM122 52H123V54H122ZM133 52L135 53V55L133 54ZM166 52V53H165ZM42 53H43V55H42ZM50 54V56L51 57H49V56H47V55H49ZM60 53V54H59ZM117 53V54H116ZM119 53H120V55H119ZM158 53H159V55H158ZM8 54H11V53H8ZM57 54V55H56ZM62 54V55H61ZM162 54H163V56H164V58H163V56H162ZM173 54V55H172ZM180 54H184V56H183V58H186V55H185V53H183V52H181ZM57 56V58H59L58 60H57V58H56V56ZM103 55H105V57H103ZM114 55H116V56H114ZM158 55V56H157ZM166 55V56H165ZM36 56H39V57H36ZM45 57L46 58V56H47V58H48V61H50V59H51V62L53 63V65L55 66L54 67V70H55V77H54V79L52 80L53 82H55L57 85H58V90L55 92V94H44L43 93V96H44V99H45V101H46V103L48 104V105H46V104H44V105H41L40 106V103H38V97H37V94L35 93V88H38V86L39 85H41L40 83H38V82H36L37 80H33L32 78L30 79V78H28L29 76L28 75H30V73H29V71H27V70H30L29 68H31V75L32 76H34V74H36V72L38 71V70H40L41 69V67L42 68H45L46 66H47V63H44V62H42V64L41 63H39V62H41V61H39V60H41V59H43V57ZM53 56H55V58L53 57ZM66 56H67V58H68V61H69V65H67V64H65L66 62H65V60L63 61V59H65L66 58ZM68 56H70V57H68ZM73 56H75V57H73ZM173 58H172V57ZM3 57H5V59L3 58V60H5V62L6 63H8L9 64V62H10V58H8L6 55L4 56V54H3ZM10 57L12 58V57H14V55L13 56H11L10 55ZM96 57V56H95ZM115 57V58H114ZM117 57V58H116ZM170 59H169V58ZM46 58V59H47ZM105 58V59H104ZM111 58V59H110ZM153 58V59H154ZM162 58V59H161ZM7 59H8V61H7ZM35 59H36V61H35ZM39 59V60H38ZM56 59V60H55ZM108 59H110V60H112L113 62H109L108 63ZM153 59H151V60H153ZM164 59H166V60H164ZM32 60V59H31ZM38 60V61H37ZM62 60V61H61ZM78 60V61H77ZM109 60V61H110ZM115 60H117V61H115ZM121 60V61H120ZM128 60L130 61V63L128 62ZM174 62H173V61ZM176 60V61H175ZM222 60H223V58H222ZM12 61H13V59H12ZM11 61V62H12ZM71 61V62H70ZM73 61H76V62H73ZM46 62V61H45ZM104 62V63H103ZM115 62V63H114ZM117 62V63H116ZM149 62V63H148ZM163 62V63H162ZM121 63V64H120ZM127 63V64H126ZM148 63V64H147ZM103 64V65H102ZM108 64H110V65H107ZM112 64H115L114 65V67L112 66ZM131 64V65H130ZM10 65V67H11V64H9ZM61 65H62V67H61ZM81 65V66H80ZM116 65H120V66H123V67H121L122 69H120V68H118V66L116 67ZM134 65V66H133ZM160 65V66H159ZM21 68H19V67ZM27 66V67H26ZM31 66V67H30ZM65 66H67L68 68H70L71 69V71H69V73H67V72H65L64 71V68H66ZM106 66V67H105ZM119 66V67H120ZM125 66H127V67H125ZM130 66V68H128ZM25 67V68H24ZM40 67V68H39ZM60 67H61V69H60ZM87 68H89V66H86ZM107 67H108V69H107ZM112 67V68H111ZM139 67V68H138ZM153 67V66H152ZM151 67V68H152ZM37 68V69H36ZM127 70H126V69ZM138 68V69H137ZM155 68V66L153 67V69ZM19 69V70H18ZM24 69V70H23ZM98 69H100V70H98ZM102 69H103V72H102ZM110 69V71H108ZM116 69H118L119 71H117ZM144 69V70H143ZM22 70V71H21ZM25 70L27 71V72H25ZM79 70V71H78ZM105 70H106V72H105ZM116 70V71H115ZM159 70V69H158ZM23 71H24V73L27 75H25L24 73H23ZM57 71V72H56ZM61 71V72H60ZM74 71H76V73H75V75H73L74 74ZM90 71H91V75L93 74V76L91 77V75H90ZM97 71H98V74H97ZM99 71H100V73H99ZM143 71V72H142ZM20 72H21V74H20ZM84 73V74H82V73ZM85 72H87V73H85ZM96 72V73H95ZM103 74H102V73ZM108 72V73H107ZM80 73H81V75H80ZM107 73V74H106ZM111 73L112 74H114V75H111ZM157 73H158V71H157ZM1 74H3V73H1ZM60 74V75H59ZM87 74V75H86ZM95 74H97V75H95ZM22 75H24V77H21ZM77 75H79V77L77 76ZM95 75V76H94ZM66 76V77H65ZM88 76V77H87ZM90 76V77H89ZM112 76V77H111ZM130 76H132V73L130 74ZM129 76V77H130ZM21 77V78H20ZM72 77L74 78H77L78 80H75V78H74V80H75V88H81V91L79 92V90L78 89H75V88H73L74 87V82L73 81H71V79H72ZM86 77H87V79L90 81V82H92V83H90L87 79H86ZM24 78V79H23ZM58 78V79H57ZM80 78L82 79V80H80ZM96 78V79H95ZM102 78H104V81H103V79ZM30 79V80H29ZM60 79V80H59ZM69 79H70V81H69ZM17 80V81H16ZM19 80V81H18ZM21 80V81H20ZM25 80H26V82H25ZM28 80H29V82H28ZM56 80H58V81H56ZM68 80V81H67ZM79 80L80 81H82V82H80V84L78 85V82H79ZM89 82L88 84H86L87 83V81ZM99 80L101 81V82H99ZM120 80V79H119ZM20 82V83H19ZM73 82V83H72ZM115 82V84L116 83H118V80H116V81H114ZM25 83V84H24ZM6 84L9 86H6ZM17 84H19V85H17ZM27 84V86H25ZM91 86H90V85ZM106 84V85H105ZM61 85H62V87H61ZM105 85V86H104ZM224 85H225V83L223 84V87H224ZM17 86V87H16ZM87 86H89V87H87ZM13 87H16L17 89H14ZM28 87H29V89H28ZM86 88V89H84V88ZM14 89V91L15 92H17V93H19L18 95H19V97H17L16 95V93L15 92H13V89ZM20 88H22L21 89V92H18V91H20ZM64 88H66V89H64ZM69 88V89H68ZM12 89V90H11ZM34 89V90H33ZM71 89V90H70ZM108 89V90H107ZM30 90H31V92H30ZM33 90V91H32ZM66 90H70L69 92L68 91H66ZM76 90H78L77 92H76ZM40 91V90H39ZM38 90H37V93L39 92ZM87 91V92H86ZM94 91V92H93ZM128 93H127V92ZM60 92H62V93H60ZM91 92H92V96H90L89 94H91ZM28 93V94H27ZM29 93L31 94V93H33L32 94V96L31 97H28L26 100H24V101H22V100H20L21 99V97L23 98V96L25 95H29ZM36 94V98H35V94ZM79 93V94H78ZM16 94V95H15ZM66 94V95H65ZM77 94V95H76ZM109 94V95H108ZM21 95V96H20ZM23 95V96H22ZM51 95H53L54 96V99H55V101H54V99H53V96H51ZM56 95H57V97H56ZM67 95L69 96V97H67ZM73 95H74V97H73ZM80 95H81V97H80ZM89 97H88V96ZM118 95V96H117ZM15 98V96H16V98L15 99H13L12 100V98L13 97ZM34 96V97H33ZM85 96H86V98H85ZM117 96V97H116ZM12 97V98H11ZM51 97H52V99H51ZM73 97V99H71ZM76 97H78L77 99H76ZM92 97V98H91ZM19 98V99H18ZM56 98H57V101H56ZM118 98V99H117ZM10 99V100H9ZM17 99L18 100H20L19 101V103H18V101H17ZM81 99V100H80ZM82 99H83V102H82ZM84 99H86V100H84ZM29 100V102H27ZM48 100V101H47ZM51 100H53V101H51ZM70 101V103H68L69 101ZM95 100H97V101H95ZM156 100V101H155ZM15 101H17V102H15ZM67 101V102H66ZM195 101V100H194ZM12 102H14V103H12ZM63 104H62V103ZM80 102V103H79ZM154 102H159V100H158V98H156V99H154ZM6 103H9V104H6ZM16 103L17 104H19V105H16ZM30 105H29V104ZM36 104V106H35V104ZM39 105H38V104ZM45 103V102H44ZM58 103V104H57ZM67 103V104H66ZM75 103V104H74ZM12 104V105H11ZM60 104H61V106H60ZM53 105V106H52ZM54 105L56 106L57 105V108L56 109H58V111L56 110L55 111V107H54ZM58 105H59V107H58ZM65 105V106H64ZM71 105H75L74 107H76L77 106V108H75L74 110H72L74 107L72 106L71 107ZM95 105V104H94ZM92 106L91 107V110H95L96 111V108H95V106ZM13 106V107H12ZM18 106V107H17ZM34 106V107H33ZM46 106L48 107V106H51L52 108V110L54 111V112H56L55 114L57 115V118H55V119H57V125H58V123H59V126L58 127H55L56 125H55V123H53L52 121L53 120H55V119H50V121H49V117H47V116H45V115H47V111L50 109V107H48V110L46 109ZM111 106V105H110ZM39 107V109H37ZM54 107V108H53ZM61 107V109H59ZM66 107V108H65ZM68 107H71V108H69V109H71L72 111H74V112H72V111H69V109H68ZM17 108V109H16ZM66 109V112L67 113H65L64 111H65V109ZM93 108V109H92ZM10 109H13L14 110V112H13V110H10ZM23 109V110H22ZM50 109V110H51ZM44 110V111H43ZM49 110V111H50ZM76 110V111H75ZM19 111H20V113H19ZM61 111H63V112H61ZM94 111V112H95ZM190 111V110H189ZM71 112V113H70ZM81 114H80V113ZM14 113V114H13ZM36 113V114H35ZM256 113L258 114V115H256ZM255 113V116H254V120L252 119H250L248 122L250 123L249 125L250 126H252V128H253V126H255L254 128H258L259 129V126H257L259 123H261V124H263V115H262V113H260L259 111L258 112H256ZM7 114V115H8ZM65 116H67V117H69L68 118V121H67V123H65V119H64V115ZM78 114V115H77ZM188 114L190 115L191 114V111H190V113L187 111V116H188ZM208 114H210V112L209 113H207V115ZM33 115V116H34ZM77 115V116H76ZM81 115V116H80ZM260 115H261V117H260ZM42 116V117H41ZM45 118H44V117ZM60 116H62V117H60ZM172 116H177L176 115V112H173V114H172ZM16 117V116H15ZM56 117V116H55ZM71 117V118H70ZM189 118L187 119V122L188 123H190V121H191V119H192V116H188ZM42 118H44V119H42ZM79 120H78V119ZM261 118V119H260ZM15 122V123H13V121ZM15 119H16V121H15ZM18 119V120H17ZM35 119V118H34ZM30 119L31 120V125L35 122V123H37V120L35 119ZM48 119V120H47ZM63 119H64V122H63ZM72 121H71V120ZM90 118H88L87 120H89ZM190 119V120H189ZM11 120V121H10ZM21 123H19V122ZM59 121V122H58ZM79 121V122H78ZM252 121V122H251ZM254 121H256V122H254ZM63 124H62V123ZM72 122V124H70ZM74 122H76V123H74ZM78 122V123H77ZM254 122V123H253ZM12 123V124H11ZM33 124V125H37V124ZM52 123V124H51ZM69 123V124H68ZM191 123H193V119H192V121H191ZM253 123V125H251ZM256 123V124H255ZM108 124H110V122L108 123ZM260 124V125H261ZM13 125V126H12ZM53 125V126H52ZM67 125V126H66ZM70 125V126H69ZM73 125H74V127H73ZM78 125V126H77ZM39 127H40V125H38ZM52 126V128H50ZM66 126V127H65ZM76 126V127H75ZM250 126H247V127H250ZM39 127H37L38 129H39ZM53 127H55V129L53 128ZM62 127H64V128H62ZM70 127H72V128H76L75 130H73V129H71ZM239 127V126H238ZM63 129V130H61V129ZM240 128H241V125H240ZM57 129H60V130H58L57 131ZM193 129H195V127H193ZM255 129V130H256ZM4 131H5V129H4ZM3 130H2V132H1V134L2 133H4V135H1V138L2 137H5V135H7V133H5ZM178 131H179V134H181V133H183V130H179L178 129ZM184 131H186V129H184ZM257 132L259 131V130H256ZM61 132H59L60 134H61V136H62V138H63V143H65L66 144V148H65V150L66 151H68L69 152V156H71L72 154H70L71 153V151H69L68 150V147H72V146H70V145H72L74 142L73 141H71V139L68 141V138L66 137V136H64V133L62 134ZM208 132H209V130L208 129H205V135L204 136H207V134H208ZM73 133V132H72ZM71 133V134H72ZM78 133V132H77ZM77 133H76V135H77ZM219 134H221V133H223V131L222 130H220V132H218ZM73 135H74V133H73ZM8 136V135H7ZM6 136V137H7ZM71 137H72V135H70ZM15 138V139H14ZM67 140H66V139ZM73 138V137H72ZM75 138V137H74ZM74 138L72 139V140H74ZM257 138V137H256ZM264 138V137H263ZM15 141H14V140ZM18 139V140H17ZM65 139V140H64ZM1 141V140H0ZM5 141V139H3L2 140V142H4ZM7 141V140H6ZM13 141V142H12ZM16 141H17V143H19V141H20V139L18 138V135H16V137H12V139H11V141L10 140H8V143H12L11 144V146H10V144H7L6 143V145H4V143H2V144H0L1 146L2 145H4V146H6L5 148H4V150H1V152H0V156H1V158H0V162H2L3 161V163L5 164V162L7 161V163L10 161L9 159V155L12 153V151H14V150H12V149H16L17 148V143H16ZM255 141H256V139H255ZM254 140H253V144L254 145H256V143L257 142H255ZM71 142V143H70ZM255 142V143H254ZM70 143V144H69ZM182 142L180 141L179 142V146H180V144H181ZM190 143V142H189ZM232 143H234L233 141H232ZM20 144V143H19ZM8 145V146H7ZM16 145V147L15 148H12V146L14 147ZM181 146H182V151H185V149L187 148V144L185 145H182L181 144ZM257 146V145H256ZM256 146H255V149H256ZM186 147V148H185ZM236 148L238 147V146H235ZM9 148L11 149L10 151H9ZM0 149H1V147H0ZM8 149V150H7ZM70 149V148H69ZM233 150V148L232 149H230V148H228L227 149V153H228V156H226L225 157V161L224 162H221V161H218L217 160V162L219 163H217L218 164V166H216L215 167V174L214 175H211V174H203V177H202V179H204L203 180V185L201 186H198V188H197V192H199V194L198 193H196V191H195V193H193V189H189V188H192V186H190L191 184L189 183L190 181L189 180H187L186 182L187 183H185V184H181L180 186L178 185L177 186V184H175L174 185V188L173 189H171L170 191L172 192V193H174V194H177V196L176 197H178L177 198V202H178V205H176L175 204V201H164L163 203H162V205L160 206V205H158V204H160V203H158V204H153V203H151V201L150 200H153V198L154 197H151L150 198V200H143V201H145V203H144V207L146 206V211H150V210H159V209H162V208H164V209H166V214H165V211H163V212H160V213H156V215H155V217L153 216V217H151V219L152 220H150L151 222H150V228L151 229H153L152 231L149 229V227H147L146 228V230L143 232V233H140L144 238H143V240H141V241H137V242H133L132 244H126L125 246H127L128 248H129V250L131 251V252H133V253H136V255H133V256H127L124 260H122L121 259V261L119 262V260L120 259H118L117 260V262L115 263V264H138V263H140V264H162V263H164L165 262V260H164V258L165 257H163L162 259H160V261H158V260H156L155 258L153 259V260H150L151 259V256H155V255H157L159 252H166V245L168 244V243H170L169 245H170V247H169V249H168V251L169 252H171L174 256H178L179 255V253L180 252H183L184 254L186 253V254H190V260L189 259H187L185 256H184V259H181V260H175V261H173L172 263L173 264H198L197 263V261L199 260V259H201V258H203V255H202V245L201 244H204V243H206L209 239H211V238H213V239H211L212 241H214V240H217L218 239V235L220 234V228L222 227V229H223V222H222V220H224V221H228V222H230V220H233V221H231L232 223H235V226H234V230H232L230 233H229V239H230V242H233L234 241V239H236L235 241H237V243L238 244H241V243H244V242H247L248 244H252V243H255V246H257V247H259V248H261V251L264 253V235H263V233L261 234L262 235V237H258V234H257V232L260 230L261 231V229H260V226H259V224L258 223H256V221H255V228L256 229H252V230H249L247 233H245L246 232V227L243 225V220H242V217L239 215V214H241L240 212L241 211H243L244 212V209H246L247 207H248V209H249V205L247 206L246 205V203H245V200H246V198H245V188L241 185V183H239V184H237L236 185V187H237V189H236V187H235V190H234V188H233V186L231 187L230 186V184L228 185V178L229 179H233V178H235V179H241V177L242 176H239L240 174H241V168H243V170L245 169V162H247V157L245 156H243V155H241L240 153H239V156L240 157H237V161L235 160V162H238L237 164L239 165V166H237V170L240 172H238V174H234V176H232L231 178H230V176L228 175L229 173H228V171H229V169L231 170V169H233V167H235V164L236 163H234V158L232 157V154H234V152L232 151ZM5 151V152H4ZM229 152L231 153V154H229ZM2 153H8L7 155L6 154H2ZM23 155L24 154H26V153H22ZM21 153H20V156L22 155ZM3 155H4V157H3ZM6 155V156H5ZM251 155V154H250ZM3 158H5L4 160H3ZM6 158H7V160H6ZM246 158V159H245ZM261 158H263V156L261 157ZM261 158H260V154L257 152V153H255V162H257V163H255L256 164V166H255V184L253 185L254 186V188H255V192L253 193V191H250L249 192V194H251L250 196H256L255 197V199H257L258 197H263V195H264V191H263V195L261 194V193H259V187L258 186H260L261 184L263 185V187H264V167H261V165L262 166H264V160L263 161H261ZM2 159V160H1ZM233 159V160H232ZM241 159H244V160H241ZM233 161V162H232ZM242 161V162H241ZM245 161V162H244ZM259 161V162H258ZM260 161H261V163H260ZM230 162V163H229ZM241 162V163H240ZM204 163H206V161H201V163L200 162H198V161H194L193 163H192V165H191V167H193L194 165H197V167H200L201 166V164H204ZM226 163V164H225ZM227 163H228V165L230 164L231 166H232V168H230L228 165H227ZM242 164V166L240 165V164ZM244 164V165H243ZM222 166V167H221ZM240 166H241V168H240ZM244 166V167H243ZM4 167H5V169H6V164L4 165ZM3 167V168H4ZM224 167V168H223ZM260 167H261V169H260ZM218 168V169H217ZM228 168V169H227ZM140 171L141 169H140V165L138 164L137 166H136V171ZM228 170V171H227ZM242 170V171H243ZM262 170V171H261ZM6 171H7V169H6ZM223 171V172H222ZM225 172H227V174L225 173ZM246 173H247V171H245ZM260 172H262V173H260ZM8 173V172H7ZM139 173V179H136V181H137V183H143V182H145L146 180H147V177L145 176V175H143V172H142V170H141V172H138ZM142 173V174H141ZM202 173H203V171H200V174L202 175ZM219 173H220V175H219ZM224 173V175H226L225 176V180H223L224 178H219L220 176H222V174ZM256 174H259V179L257 178V175ZM262 175H263V177H262ZM211 176V177H210ZM219 176V177H218ZM239 176V177H238ZM261 176V177H260ZM173 177H175V176H173ZM210 177V178H209ZM237 177V178H236ZM161 179H165V175H163V176H161ZM213 179V180H212ZM222 179V180H221ZM257 180H258V182H257ZM260 180H261V182H263V183H260ZM217 181V182H216ZM214 182H216L217 184H215ZM208 183V184H207ZM214 183V184H213ZM257 183V184H256ZM190 184V185H189ZM228 185V186H227ZM175 186H176V188H175ZM213 186H217L216 188L215 187H213ZM230 186V187H229ZM182 187H183V189H182ZM226 187H229L227 190H226ZM242 187V188H241ZM178 188V189H177ZM185 189H187L186 190V192L188 193V194H186V192H185ZM212 189H214V190H212ZM225 190V191H224ZM243 190V191H242ZM178 191H179V195H178ZM184 191V192H183ZM213 193H212V192ZM215 191V192H214ZM232 191V192H231ZM234 191V192H233ZM245 191V192H244ZM177 192V193H176ZM217 192V193H216ZM242 192H244L245 194H243ZM184 193V194H183ZM215 193V194H214ZM227 193H228V195H227ZM202 194V195H201ZM233 194V196L232 197H230L231 195ZM260 194H261V196H260ZM186 195H188V196H186ZM212 195H213V197H212ZM244 195V196H243ZM137 198H135V201L137 202L138 200H140V198H141V195H139V194H137ZM209 196H211L210 198H209ZM243 196V197H242ZM183 197V198H182ZM181 198V199H180ZM186 198V199H185ZM191 200H190V199ZM225 198V201H227L226 203H229V207L227 208L226 206L227 205H225V207L227 208V210H225V208L223 207V205H221V203H223L224 202V199ZM241 198V199H240ZM264 198V197H263ZM192 199H194V201L192 200ZM210 199V200H209ZM223 201H222V200ZM235 199V200H234ZM126 200H128L129 201V198L128 199H126ZM196 201H197V203H196ZM200 201V202H199ZM202 201V202H201ZM237 201V203H235ZM233 202V203H232ZM97 203V204H96ZM170 203H171V206H170ZM199 203H200V205H199ZM240 203H241V205H240ZM183 204V205H182ZM191 206H189V205ZM206 204V205H205ZM210 204H213V205H211L210 206ZM215 204V205H214ZM156 205H157V208H156ZM175 205V206H174ZM182 205V206H181ZM209 205V206H208ZM219 205V206H218ZM231 205H232V207H231ZM148 206V207H147ZM158 206H159V208H158ZM173 206V207H172ZM208 206V207H207ZM222 206V207H221ZM94 207H98V208H100V204L98 203V202H95L94 203ZM180 207V208H179ZM183 207V208H182ZM186 207H187V211H189V215L190 214H192L194 211L193 210H195V208H196V210H195V212L197 213V214H199V216H201L205 221H206V223H207V221H208V223H207V232L209 233V235H210V237L209 238H205V236L207 235L205 232L204 233H202V236H200L199 234H201V233H199V231L197 230V232L195 231V233L194 232H192V233H194L193 234V236H192V239L193 240H196L197 238V240H198V245L197 244H190V242H186V238L183 236L182 237V230H181V228L179 227V225L178 224H175V223H173L172 222V218H173V213H171V212H173V210H178V212H179V215L181 216L182 215V213L183 212H185V209H186ZM190 207V208H189ZM234 207V208H233ZM242 207V208H241ZM183 209H184V211H183ZM188 209H190V210H188ZM170 210H172L171 212H170ZM202 210V211H201ZM224 210V211H223ZM186 211V212H187ZM212 211V212H211ZM225 211H228V213H226ZM229 211H231V212H229ZM233 211V212H232ZM169 212V213H168ZM194 212V213H195ZM210 212H211V214H210ZM236 212V213H235ZM202 213V214H201ZM231 213V214H230ZM239 213V214H238ZM165 214V215H164ZM201 214V215H200ZM209 214H210V217H211V219H210V217H208L209 216ZM227 214H229V215H227ZM233 215H235V218H232L233 217ZM157 216V217H156ZM158 216H160V217H158ZM165 216V217H164ZM232 216V217H231ZM238 217L239 218H241V219H238ZM207 218V219H206ZM184 219H189V216L188 215H186V217H184ZM219 221H218V220ZM145 220V219H144ZM236 220H237V222H236ZM141 221L142 220H140V223H141ZM218 221V222H217ZM171 222V223H170ZM190 222H193V220H190ZM100 223L101 224H104L105 222L104 221H102V220H100ZM139 223V224H140ZM154 223V224H153ZM237 223V224H236ZM170 224H172V225H170ZM126 225L127 226H130L127 222H126ZM210 225V226H209ZM149 226V225H148ZM209 226V227H208ZM157 227H158V229H157ZM215 227V228H214ZM173 228V229H172ZM148 229V230H147ZM179 229V230H178ZM214 229H216V230H214ZM256 230H257V232H256ZM148 231V232H147ZM259 231V232H260ZM155 232V233H154ZM258 232V233H259ZM263 232V231H262ZM153 235H152V234ZM216 233V234H215ZM242 233V234H241ZM100 234H102V235H100ZM237 234V235H236ZM245 234V235H244ZM252 234H253V236H252ZM257 234V235H256ZM97 235H100L101 237H105V236H107V238H109V236L106 234V232L105 231H101V229L100 230H98V232H97ZM165 235V236H164ZM194 235H195V237H194ZM236 235V236H235ZM254 235L256 236L255 238H250V237H254ZM260 235V236H261ZM64 236V235H63ZM150 236V237H149ZM181 236V237H180ZM235 236V237H234ZM246 236V237H245ZM163 237V238H162ZM178 237V238H177ZM200 237V238H199ZM203 237V238H202ZM243 237V238H242ZM245 237V238H244ZM258 237V238H257ZM70 238V237H69ZM123 238V237H122ZM150 238H151V242L149 241L150 240ZM152 238H153V240H152ZM161 238H162V240H161ZM249 238V239H248ZM261 240H260V239ZM125 241H127V240H129L128 238H127V236L126 237H124L123 238ZM176 240V242H175V240ZM240 239V240H239ZM252 239V240H251ZM87 240H89L88 238H87ZM86 240V241H87ZM108 240V239H107ZM157 240V241H156ZM158 240H161V243H159V241ZM185 240V241H184ZM191 240V239H190ZM193 240H191V241H193ZM210 240V241H211ZM257 240V241H256ZM259 240V241H258ZM154 241V242H153ZM155 241H156V244H155ZM252 241V242H251ZM148 244H147V243ZM178 242V243H177ZM186 242V243H185ZM201 242V243H200ZM259 242V243H258ZM136 243H138L137 245H136ZM154 243V244H153ZM199 243H200V245H199ZM162 244V245H161ZM190 244V245H189ZM259 244V245H258ZM148 245V246H147ZM155 246V249L152 251L151 250V247L152 246ZM185 245H186V249L184 248L185 247ZM108 249H107V251L108 252H111V253H114L112 250H113V247H112V243H111V241H109V243H108ZM191 246H192V248H191ZM146 247H147V249H146ZM161 247V248H160ZM165 247V248H164ZM198 247H200V249H198ZM159 248V249H158ZM184 248V249H183ZM100 249V247L98 246V247H94V245H90V246H88L87 247V251L88 252H91V253H93V252H95V251H97V250H99ZM146 249V250H145ZM182 249V250H181ZM196 249H198V250H196ZM127 250L128 249H123V253L121 254L122 255V257H125V253H127ZM181 250V251H180ZM136 251V252H135ZM151 252H152V254H151ZM52 253V252H51ZM50 252H49V254H51ZM178 253V254H177ZM53 254V253H52ZM51 254V255H52ZM138 254V255H137ZM147 254V255H146ZM199 254H201V255H199ZM262 254V253H261ZM54 255H52V257H53ZM69 256V259L71 260L72 259V262H73V264H80V262H83L81 259H79L78 260V257H75V258H72L73 256H70V255H68ZM100 256V255H99ZM132 257V258H131ZM97 258H99V259H101L100 257H97ZM52 259V258H51ZM51 259H49L48 260V262L49 263H51L52 262V260ZM141 259V260H140ZM144 261H143V260ZM77 260V261H76ZM95 260V259H94ZM189 260V261H188ZM263 260H264V258H263ZM262 260V261H263ZM156 261V262H155ZM72 262L70 261V264H72ZM106 261L104 260L103 261V263H105ZM230 262H232V261H229V262H227L226 264H235L234 262H232V263H230ZM172 263H170V264H172ZM82 264V263H81ZM201 264H207V263H201Z\"/></svg>",
  "mask_w": 264,
  "mask_h": 264
}]
</instances>
